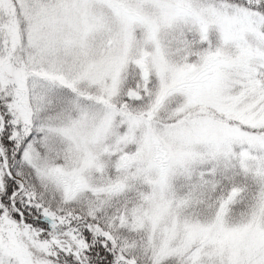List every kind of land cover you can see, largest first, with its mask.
I'll use <instances>...</instances> for the list:
<instances>
[{
    "label": "snow or ice",
    "instance_id": "obj_1",
    "mask_svg": "<svg viewBox=\"0 0 264 264\" xmlns=\"http://www.w3.org/2000/svg\"><path fill=\"white\" fill-rule=\"evenodd\" d=\"M0 264H264V0H0Z\"/></svg>",
    "mask_w": 264,
    "mask_h": 264
}]
</instances>
